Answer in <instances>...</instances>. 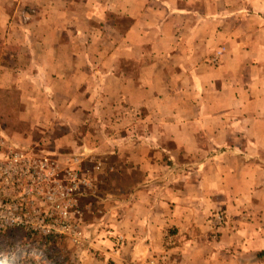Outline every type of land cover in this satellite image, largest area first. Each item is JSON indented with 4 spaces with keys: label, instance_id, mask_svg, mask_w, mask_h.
I'll return each mask as SVG.
<instances>
[{
    "label": "crops",
    "instance_id": "0c3cea01",
    "mask_svg": "<svg viewBox=\"0 0 264 264\" xmlns=\"http://www.w3.org/2000/svg\"><path fill=\"white\" fill-rule=\"evenodd\" d=\"M10 93L18 146L139 172L98 264H264V0H0Z\"/></svg>",
    "mask_w": 264,
    "mask_h": 264
},
{
    "label": "built area",
    "instance_id": "2783aa9c",
    "mask_svg": "<svg viewBox=\"0 0 264 264\" xmlns=\"http://www.w3.org/2000/svg\"><path fill=\"white\" fill-rule=\"evenodd\" d=\"M100 164L12 145L0 132V233L20 230L77 242L83 235L79 201L96 190ZM109 235L115 251L122 237Z\"/></svg>",
    "mask_w": 264,
    "mask_h": 264
},
{
    "label": "rangeland",
    "instance_id": "374dc122",
    "mask_svg": "<svg viewBox=\"0 0 264 264\" xmlns=\"http://www.w3.org/2000/svg\"><path fill=\"white\" fill-rule=\"evenodd\" d=\"M238 7L239 5H234L232 9L237 11ZM247 13L248 11H246L245 17H247ZM120 23L125 24L126 21L120 20ZM218 47H220L218 51H213L211 56H207L205 65L209 67L217 66L220 57L217 52L221 53L223 50L224 53L221 45ZM19 106L17 94L10 93L0 96V132L7 142L16 146L18 145L12 138L21 132L22 123L13 114L17 112ZM114 162L113 159L107 161V169L102 175V178H106V180L98 188L96 187L94 193L92 192L88 197L81 198L79 201L80 206H84L82 216L84 237H81L77 242H73L63 238H42L39 235L27 234L20 230L5 231L0 233V264H98L102 245H97V247L96 242L107 241V244H110L111 250H113V239H109L108 234L118 236V232L113 226L114 221L108 224L105 219L108 214L114 212L112 211L114 198L112 200H110L111 198H102V194L120 195L131 183H135L140 179L139 172L130 168V170L122 169L121 176L117 175L116 178L115 173L111 171ZM124 167L128 168L127 165ZM108 207L110 208L108 209ZM208 220L213 221L215 227H219L220 224L225 225L227 215L222 210L212 212ZM108 241L111 243H108ZM104 249L106 250V247ZM118 249L113 251L116 252ZM50 254L52 259L48 258ZM147 264L175 263L153 258Z\"/></svg>",
    "mask_w": 264,
    "mask_h": 264
},
{
    "label": "trees",
    "instance_id": "16d2710c",
    "mask_svg": "<svg viewBox=\"0 0 264 264\" xmlns=\"http://www.w3.org/2000/svg\"><path fill=\"white\" fill-rule=\"evenodd\" d=\"M46 241V240H45ZM47 242V241H46ZM49 259H52V255L50 254V257H48Z\"/></svg>",
    "mask_w": 264,
    "mask_h": 264
}]
</instances>
